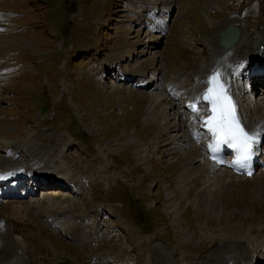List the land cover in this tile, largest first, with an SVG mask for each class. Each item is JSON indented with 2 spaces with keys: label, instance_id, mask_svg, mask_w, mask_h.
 <instances>
[{
  "label": "rangeland",
  "instance_id": "374dc122",
  "mask_svg": "<svg viewBox=\"0 0 264 264\" xmlns=\"http://www.w3.org/2000/svg\"><path fill=\"white\" fill-rule=\"evenodd\" d=\"M152 1L0 0V155L5 153L7 142L32 143L35 139L51 153L45 151L34 160L27 158L33 160V165H40L48 153L46 159L59 158L64 174L82 179L86 186L88 178L92 186V191L86 189L82 194L68 190L61 195L60 191L50 190L25 199L33 205L41 223L29 228L30 237L23 243L36 263L91 264L90 258L97 256L92 264H144L150 255V264H164L165 247L179 264H199L221 244L251 241L248 238L254 234L252 228L264 225V185L259 180L238 179L216 206L203 204L206 189L191 183L187 175L184 177V147L180 143L168 145L170 135L172 141L183 138L180 126L188 118L182 110L183 102L175 100L177 106L171 108L166 99L162 101L165 97L157 93L156 87L145 90L137 85L139 77L128 84L117 74L124 67L149 72L148 79L158 71L157 84L164 87L177 72L208 57L205 40L214 25L232 18L247 34L257 36L264 26V0H215L213 4V0H168L173 10L163 31L150 28L147 22L148 15L143 10ZM230 14L234 17L228 18ZM72 43L75 49H71ZM99 43L102 47L91 51ZM81 50L87 53L81 54ZM70 57L75 61L73 73L70 70L65 76L63 69ZM110 66L115 67V73H111ZM89 72L94 73L93 78ZM93 79L97 80L95 84ZM49 92V102L55 103L51 117L63 116L61 122L70 132L72 128L84 129L92 145L74 142L69 133L55 128H59L58 123L48 125L52 129L45 126L48 118L35 109V103L41 102L36 95ZM261 96L264 93L259 89V93L247 92L239 97L247 121L250 105ZM31 117L33 123L28 122ZM120 117L127 121L123 126ZM8 137L19 139L7 141ZM68 143H74L68 152L79 168L70 163V158L68 162L64 153L60 159V148L66 149L64 145ZM22 150L25 157L35 154L24 146L19 155ZM58 169L54 164L53 170ZM115 180V189L109 188ZM108 189L111 192L106 193ZM127 192L133 205L140 209L135 203L138 201L147 210L141 217L145 230L142 234L132 226L116 198L126 197ZM52 197L59 202L66 198L68 202V223L62 230L52 227L44 214ZM47 209V214L55 213ZM150 215L155 232L150 231L146 221ZM74 223L80 225L85 239L66 235ZM162 235L171 242L163 240ZM23 238L15 237L17 241ZM259 253L257 250L261 256Z\"/></svg>",
  "mask_w": 264,
  "mask_h": 264
},
{
  "label": "bare ground",
  "instance_id": "6f19581e",
  "mask_svg": "<svg viewBox=\"0 0 264 264\" xmlns=\"http://www.w3.org/2000/svg\"><path fill=\"white\" fill-rule=\"evenodd\" d=\"M214 1L215 0L212 1V4ZM159 6H162V8H159ZM172 10V5L167 3L166 0H153L143 11H147V14L149 15L148 21L150 22V26L153 29H160L163 31L166 26V19ZM158 13H160L159 16L157 15ZM230 17L232 16H229L228 18ZM229 24H234L239 28L240 32L237 41L231 47L224 48L220 45L219 40L221 32L225 30ZM205 42L209 50L208 57L188 67V70H186L187 68L185 69L182 67L185 70H182L180 73L177 72L164 87L157 84L160 74L158 71L152 75V79H145L144 77L147 73L142 70H126L121 72L120 76L121 79L126 82L133 81L136 77H143L138 83L142 84L143 87L145 86V90H150L156 87L157 93L162 94L165 97L162 101H165L166 99L167 101L165 102L169 104L171 108L177 106L175 100L183 102L182 110L184 109V111L187 112V115H190L187 121H183L182 126H180V130L183 132V138L181 141L177 139L172 141L170 135L168 138V145L169 147L174 143H181V145H183V150L186 154L187 168V171L185 170L186 168L184 169L186 171L184 177L187 175L186 178H189L190 180L192 178L191 183L201 185L204 190L209 189L207 190L208 192L205 190L206 193L203 196L204 202L202 201L203 198L201 201L205 205L216 206L215 203L220 201L223 194L231 187L233 182H238V178H251L238 177L235 175L232 167H229V165L232 164V159L229 161V165L221 167L216 166L208 160L206 144H208L209 137L206 130V121L211 118L213 105L210 100L205 99L204 97L208 96L209 90H211L213 84H215L214 80L218 77L219 83L224 86L227 95L231 97L235 106L236 104L239 106V89L236 90V87L234 86L235 83L230 76L233 73L237 76L240 75L239 70H243L245 67L247 73L251 71L250 74L256 81L252 88L253 92L254 90L258 92V89L263 83L257 84V76L253 74L258 73L256 70V67L258 66L257 60L261 59L264 61V26L258 31L257 36L255 35L252 37L237 26V23H234V20L230 18L220 25H214L211 35H209V38H207ZM247 56L250 58L247 59ZM245 60L247 63H244ZM235 82H238V80ZM159 88H163L164 91H159ZM159 104L160 103L158 102V105ZM158 105H155V108ZM193 106L195 107V111H193ZM197 112L199 113L198 116ZM241 112L243 113L242 106ZM249 112L248 121L241 113H239L241 114L239 115L237 112L239 118H241L243 122L245 130L264 133L263 96L250 106ZM166 114H169L168 111ZM173 130L179 131V129L174 126ZM34 140L35 139H32V143H23L20 142V140L14 142L11 141L12 143L7 142V146L3 149V151L5 150V153L0 155V174H4L5 171H11L15 168L24 169L26 172L37 170L40 171L39 174L44 175L45 178L44 181L37 180L36 187L38 189H47L46 192L50 190H66L62 183L56 181V178L67 176L63 173V165L58 163L59 158L55 161L52 160V157L49 155L50 158L46 159V156L48 155L47 153L41 160V162H44V166L41 165V162L39 163L41 166L38 164H32L33 160L36 159V156L43 155L45 151H48L42 142L37 140L35 142ZM261 140L264 141V135L260 137L259 141ZM24 146L31 149L35 154L31 153L28 155L29 157H25L26 155H23L22 150L20 156L19 151L23 149ZM36 150H39V154H36ZM48 152L51 153L50 151ZM257 152L261 153V161L264 163V145H262L261 148H258ZM178 154L182 155V153ZM27 158H32L33 160ZM48 161L51 162L48 163ZM197 163L200 164L199 168L195 166ZM54 164L59 167L57 172L53 170ZM10 173L15 174L16 172ZM50 178H53L54 180ZM252 179L259 180L260 183L264 185V169H259L252 176ZM12 181L13 179H9L3 182V180L0 179V264H40L34 261L33 256L28 249L25 247L23 248V243L26 244L30 237L27 233L29 228L33 229V227L41 225V223H38L37 221L36 211H34L33 205L30 202L26 203V201H24L31 192H27L26 195H24L23 193L13 191V187L9 184ZM72 182L79 186L76 181ZM215 187L216 190L213 191V188ZM191 188L192 187H190V189ZM64 199V202H59L53 197L51 198L50 204H48L49 206L47 205L48 209L47 207L46 209L49 210V212L55 213L47 214L48 212H46V209L44 210L45 217L50 222V225L55 228H59L68 223L66 217L69 214L70 209H68V206L66 205L67 199ZM252 230L254 234L248 238L251 241L235 240L234 242L232 240L225 244H221L212 249L208 255H206V259L199 264H264V225H262V227H254ZM66 235L76 240L85 239V234L78 223H74L71 228L68 227ZM21 236L24 237L21 241H17V238L15 239V237ZM252 237L255 239L254 241H252ZM157 245L159 244L157 243L156 246ZM164 248L165 247H162L165 254L163 263L179 264L174 253L169 252ZM258 249L262 254L261 257L257 255ZM150 262V255H148L144 264H150Z\"/></svg>",
  "mask_w": 264,
  "mask_h": 264
},
{
  "label": "snow or ice",
  "instance_id": "6c2138e0",
  "mask_svg": "<svg viewBox=\"0 0 264 264\" xmlns=\"http://www.w3.org/2000/svg\"><path fill=\"white\" fill-rule=\"evenodd\" d=\"M216 87L209 90L205 99L211 101L212 115L206 124L213 134L217 135L218 142H232V146L237 148L241 153L237 163L250 159L254 148L259 143L260 137L264 133L246 131L242 120L239 118L236 106L230 96L227 95L226 89L219 83V78L214 80ZM193 111L195 107L193 106ZM199 113L197 112V116ZM10 176L12 173H7ZM5 174H0V179L6 178Z\"/></svg>",
  "mask_w": 264,
  "mask_h": 264
},
{
  "label": "water",
  "instance_id": "95a60500",
  "mask_svg": "<svg viewBox=\"0 0 264 264\" xmlns=\"http://www.w3.org/2000/svg\"><path fill=\"white\" fill-rule=\"evenodd\" d=\"M229 31H230V30H228V31H226V32H223L222 36L225 35L226 33H228ZM221 41H222L221 43H223V45H225V46L228 45V43H226L224 39L221 40Z\"/></svg>",
  "mask_w": 264,
  "mask_h": 264
}]
</instances>
